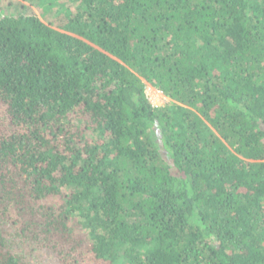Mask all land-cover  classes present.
<instances>
[{"label": "trees", "instance_id": "16d2710c", "mask_svg": "<svg viewBox=\"0 0 264 264\" xmlns=\"http://www.w3.org/2000/svg\"><path fill=\"white\" fill-rule=\"evenodd\" d=\"M39 2L0 10V264H264V0Z\"/></svg>", "mask_w": 264, "mask_h": 264}, {"label": "rangeland", "instance_id": "374dc122", "mask_svg": "<svg viewBox=\"0 0 264 264\" xmlns=\"http://www.w3.org/2000/svg\"><path fill=\"white\" fill-rule=\"evenodd\" d=\"M42 3H40L39 0H0V10L3 13L11 14H33L45 24L53 25L55 21L52 9L56 6L54 5L51 9L50 7L48 8V4L45 2L44 4ZM145 94L151 105L154 107H164L172 104V101L151 85H145ZM87 259L89 258L86 257L84 262H86Z\"/></svg>", "mask_w": 264, "mask_h": 264}]
</instances>
